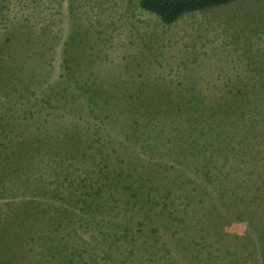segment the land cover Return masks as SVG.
Wrapping results in <instances>:
<instances>
[{"label":"rangeland","instance_id":"374dc122","mask_svg":"<svg viewBox=\"0 0 264 264\" xmlns=\"http://www.w3.org/2000/svg\"><path fill=\"white\" fill-rule=\"evenodd\" d=\"M102 171L105 209L52 210ZM0 216V264L26 263L20 233L40 264H264V1L165 24L139 0H0Z\"/></svg>","mask_w":264,"mask_h":264},{"label":"trees","instance_id":"16d2710c","mask_svg":"<svg viewBox=\"0 0 264 264\" xmlns=\"http://www.w3.org/2000/svg\"><path fill=\"white\" fill-rule=\"evenodd\" d=\"M234 0H139V5L142 9L155 13L160 20L163 23L169 24V23H173L175 22L180 16H182L185 13L188 12H192V11H197V10H204L208 7L211 6H217V5H221V4H226L229 2H232ZM264 1V0H263ZM89 89V86L88 88ZM92 90L94 91L95 94L98 95H103L104 93L109 94V90H104L102 85H95ZM167 90H162L161 92H166ZM167 99V98H166ZM108 102V101H106ZM194 118H200V116H196ZM191 127V131H193L195 133L197 127L194 126H190ZM86 128L85 130L81 131V137H79V135L77 133H69V131L63 130L62 134H67L68 137H66L69 140V143L66 144V147H71V149H79L83 146V139L85 137L86 134ZM19 139V138H18ZM17 139V141H18ZM16 141V143H17ZM34 139H26L24 141V145H26V149H22L21 145L22 142H18L17 147L19 150H24L23 154H25L26 156L24 157L25 160H27V162L31 161L32 155L30 154V150H33L36 148V146L33 144ZM16 146V144H15ZM37 148H39V146H37ZM46 149H51L50 145L46 147ZM29 152V153H28ZM62 152V157H71V158H75V155L72 154L74 152H69V151H61V146L57 145L54 146V149L49 151V153L52 154H60ZM64 154V155H63ZM29 160V161H28ZM12 174H14V172H12ZM105 175L109 176V171H102L101 172V178L103 179V181L99 184V185H95L94 182L91 181V185L92 188L87 190V191H82V190H78L75 188L74 192H67V194H69L68 196H66L63 200V202L61 203V206H56L54 207L52 210L54 212L57 213L58 216L61 217V219L63 220L64 217H69L72 218L74 216V214H82L84 215L86 212L91 211L94 215V210L95 209H99V208H104L105 206V202L101 200L103 193L105 192V190L109 187H104V185H110L113 183V181L110 179L108 180V177H106ZM27 179L28 177H25L24 180H22L21 183H23V185L27 184ZM81 180H85V178L82 177H78L76 180L71 179L70 182H81ZM72 184V183H70ZM79 184V183H78ZM132 186V185H131ZM67 198L71 199L70 201H73L72 206H70L68 203L71 202H65V200H68ZM166 208V207H165ZM182 210V209H181ZM17 212V208L14 207L12 209V215L15 216ZM164 212V209L161 211V214ZM47 217L50 219V221H54L55 216L53 213L50 212H46ZM2 217V216H0ZM33 219L34 220H39L37 217L36 213H33ZM5 221V222H4ZM39 222H41V220H39ZM32 224V221L29 223ZM0 225L4 226L5 228L10 227V223L5 219V218H0ZM34 228V227H33ZM51 228L50 226H46V227H39V229H34L36 230V232H40L42 233L43 231H49ZM3 234V233H2ZM34 234V233H33ZM23 234L20 233L16 236H12V237H7L6 236L5 239L6 240H10L11 244H15L17 246L20 245V254L21 256L25 259L26 263L23 264H40L41 263V259L43 260V262H45L46 260H48L45 257H42V255L40 257H38L37 259H34V255L31 254L29 251H26V242L27 240L23 237L21 240L17 241V238L22 237ZM48 236H45V239H47ZM34 242H35V238H33ZM0 247L1 248H5L4 243H0ZM60 247V246H59ZM40 251L42 252H46L50 257L56 258V257H61L63 255L64 252V247L61 248H56V250L54 251L53 248H50V245H46L40 242ZM39 251V252H40ZM17 251H14V254H16ZM49 257V262H52L53 260H50ZM5 264V263H3ZM8 264H13L12 263H8Z\"/></svg>","mask_w":264,"mask_h":264},{"label":"clouds","instance_id":"9594fccd","mask_svg":"<svg viewBox=\"0 0 264 264\" xmlns=\"http://www.w3.org/2000/svg\"><path fill=\"white\" fill-rule=\"evenodd\" d=\"M197 11H200V10H197ZM148 12H149V11H148ZM192 12H193V11H192ZM151 13H152V12H151ZM188 13H189V12H188ZM153 14H155V13H153ZM155 15H156V14H155ZM183 15H184V14H183ZM180 17H181V16H180ZM180 17H179V18H180ZM179 18H178V19H179ZM159 19H160V18H159ZM178 19H177V20H178ZM177 20H176V21H177ZM173 23H174V22H173ZM165 24H166V23H165ZM169 24H172V23H169Z\"/></svg>","mask_w":264,"mask_h":264}]
</instances>
